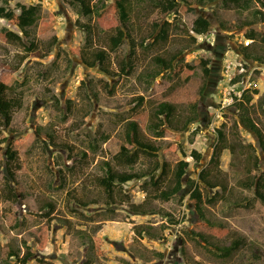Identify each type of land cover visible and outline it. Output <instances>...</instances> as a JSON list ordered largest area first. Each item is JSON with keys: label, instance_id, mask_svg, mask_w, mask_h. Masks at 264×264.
Wrapping results in <instances>:
<instances>
[{"label": "rangeland", "instance_id": "1", "mask_svg": "<svg viewBox=\"0 0 264 264\" xmlns=\"http://www.w3.org/2000/svg\"><path fill=\"white\" fill-rule=\"evenodd\" d=\"M38 1L0 0V5L19 12L17 2ZM103 1L109 4L114 0ZM40 2L39 19L27 29V37L16 25L0 17V77L11 71L14 89L23 94L22 106L14 112L9 126L13 131L10 137H26L24 142L15 145L20 165L16 179L24 196L14 204L0 199V264H20L14 257L8 261L9 244L20 245L22 251L24 245L31 246L34 255L27 264H264V205L255 196L253 188L238 183L247 174L241 146L235 153L225 149L220 156L218 168L227 177L230 192L226 193L225 199L218 196L204 206L206 217L223 228L221 231L203 228L212 240L228 244L233 237L245 239V243L227 258L191 234L197 214L188 198L189 185L184 184L183 189L169 200L150 199L147 203L150 210L139 213L131 211L123 199H115L114 204L106 205V194L96 182V178L104 173V161H111L119 146L127 144L125 122L131 118L139 121L146 139L160 146L159 158L171 167L183 156L179 149L167 148L172 142H180L187 153L185 158L190 162L185 179H197L201 168L213 166L209 160L215 133L210 130L209 123L210 113L221 100L223 60L228 56L240 57V47L245 45L240 24L251 19L254 9L264 11V6L258 0H253L248 10L223 0L194 4L196 11L185 14L182 21L190 26L202 13L213 24L211 32L197 36V43L191 44L188 33L172 27L167 42L154 44L149 37L152 22L172 18L155 9L152 0H133L129 22L138 48L132 55L135 67L128 75L120 73L121 60L130 52L128 38L124 37L114 51L109 48V36L121 26L118 13L104 12L102 8L85 16L70 0ZM93 2L99 3L98 0ZM51 14L56 17V23L43 30L41 25L49 21ZM5 31L17 33L23 41L11 39ZM88 35L90 40L86 42ZM52 37L57 40L52 42ZM141 38H145L147 44L140 45ZM30 40H35L36 46L28 51L25 47ZM248 46L253 53H261L264 61V42H251ZM81 48H85L88 57L94 48L106 49L109 53L106 63L114 75H108L98 65L88 66L79 56ZM177 48L183 49L178 60L208 57L211 72L199 96L198 119L189 123L179 140L176 132L167 125L163 126L166 129L164 135L157 139L147 127L157 102L173 98L180 112H189L188 102L197 98L198 87L203 81L199 65L188 84L181 82L180 77L166 76V73L151 80L140 78L152 65V55ZM22 56L26 57L20 62ZM245 63L254 87L259 89L252 100L250 115L264 130V97L263 105L258 102L264 95V64L256 70L248 61ZM137 95L146 99L143 105H136ZM240 120L234 107L228 106L216 119V124L219 127L225 123L224 129L231 143L256 146L255 153L261 162L255 173L264 172V154L257 146L258 138ZM196 125L200 126L198 139L191 140L190 132ZM6 134H9L7 130H0V138ZM4 147L5 143L0 141V190L8 182L19 189L16 182L7 180L3 165L5 156L1 152ZM193 148L202 153L198 161L189 157ZM150 163L147 156L141 155L134 168L146 169ZM151 189L144 178L123 185L128 199L135 203L145 198L148 201L149 195L155 192ZM68 191L83 200L97 202H91L87 207L75 204L77 210L73 213L66 195ZM208 192L203 189L206 197L214 190ZM48 200L56 203V210L52 212L56 218L49 227L45 216L48 208L42 207ZM8 208L24 217L23 224L13 230L8 227L4 214ZM169 213L182 220L174 225L168 219ZM134 225H148L153 234L139 233L134 230ZM44 242L45 246L39 249Z\"/></svg>", "mask_w": 264, "mask_h": 264}, {"label": "trees", "instance_id": "2", "mask_svg": "<svg viewBox=\"0 0 264 264\" xmlns=\"http://www.w3.org/2000/svg\"><path fill=\"white\" fill-rule=\"evenodd\" d=\"M7 2V0H3ZM41 0L36 3H20L17 2V8L19 12H14L12 9L8 8L6 5H0V17L5 18L10 24L16 25L23 34L27 37V29L34 25L40 16L41 11ZM155 9L161 11L164 15H170V19H164L162 21L152 22V31L149 37H152V42L165 43L170 37V30L172 27L180 28V30L188 33V38L191 44L197 43V35H207L211 32L213 24L210 19L204 14L199 13L192 21L189 26L182 21L185 14L191 11H196L195 5H206L209 2H214L216 0H152ZM224 2L232 3L238 5L241 9L248 10L251 8L253 0H223ZM260 4L264 6V0H258ZM71 3L77 4L79 6L80 12L85 16H91L99 9L103 8L104 12L118 13L121 26H117L115 33L109 36L110 40V51H114L122 43L123 38H128L130 45V52L121 60L120 73L130 74L135 67V62L133 60V54L138 48V42L132 35L130 24V16L133 12L132 2L133 0H114L109 4H105L103 0H98L99 3H94L93 0H70ZM103 14V13H102ZM56 23V17L50 15L49 21L43 22L41 27L43 30H48ZM85 27L89 29V25L86 24ZM241 32L245 38H252L253 42L261 41L264 42V11L261 8L254 9L252 12L251 19H245L240 24ZM191 30L194 33H191ZM11 39L15 41H23L22 37L13 31H5ZM56 37H52V42H55ZM90 40L89 35L86 38V42ZM140 45L147 44L145 38H141L139 41ZM36 46L35 40H30L29 45L25 48L31 51ZM79 52V51H78ZM183 49L177 48L173 51L166 53H156L150 57L151 66L140 75V78L152 79L156 76L166 73V76H178L180 81L183 83L192 82V74L195 71L196 66H200L202 70V83L198 87L197 98L188 102L190 111L180 112L178 103L172 99H162L157 102L153 108L152 116L147 124V127L156 136L155 138L160 139L166 129L163 128L164 125L176 132L177 140L180 139L182 131L186 130L190 122H194L199 117L198 105L199 96L202 95L207 78L211 72V67L209 65L210 59L208 57L196 56L191 61L178 60L182 54ZM240 54L244 59L254 60L259 62V64H264L262 60L263 55L261 53H253L248 45H242L240 47ZM81 60H83L88 66L98 65L99 68L106 72L108 75H114L115 72L108 68L107 61L109 60V53L103 48H94L91 51L90 56L86 55L85 48H81V53L79 52ZM26 56H22L20 62ZM242 58V59H243ZM18 65H16L17 67ZM119 75V73H117ZM12 73L11 71H6L0 77V130H7L9 134L1 135L0 141L5 143V147L1 150L2 154L5 156L3 159V165L6 172L7 180H13L18 185L15 188L11 185V182L6 183L3 190H0V199L10 201L11 203H16L20 198H23V191L19 185L16 174L17 170L20 169L18 163V151L15 148L16 144H20L26 140V137L20 136L18 138H11L13 131L10 129V123L13 118V114L16 110L20 109L23 101V94L20 91H16L13 87V81H11ZM84 82L82 81V84ZM173 88V86L171 85ZM259 92L258 88L246 89L242 97L236 100L232 106L237 111L238 115L243 121V124L250 128L258 136L257 146L264 154V130L257 124L255 119L250 115V109L252 105V99L254 95ZM264 95L259 97L258 102L263 105L262 99ZM136 105H143L145 98L142 95H137L135 98ZM212 116V113H211ZM183 117L184 119H180ZM225 123L221 124L215 129V141L212 143V155L209 160L213 166H206L201 168L198 173V178H187L185 179V174L187 172V167L190 162L185 158L187 153L181 147L179 141L172 142L167 149L176 150L179 149L182 153V158L177 160L176 163L171 167L167 161H162L159 156V145H156L152 140L146 139L142 133L141 125L136 119H128L125 122L126 140L127 144L123 143L119 146L117 152H115L111 161H104L105 170L104 173L96 178V182L99 187L104 191L107 197L106 205L111 206L115 203V199H123L122 201H127L129 208L133 212L146 213L150 210L147 203L150 199H161L169 200L172 196L178 194L184 187V184L189 185L191 189L188 192V198L190 202L194 205V210L197 214V219L193 223L191 228V234L196 236L199 240L203 241L208 247L214 248L215 251L221 257H230L232 253L240 246L245 243L244 237L237 236L233 237L228 244H221L212 240L206 233L202 230L203 228L209 230L221 231L223 228L220 223L208 219L205 215V204L212 203L218 196L221 198H226V193L230 192V187L228 184L227 177L222 172L219 167L220 156L225 149L230 150L235 153L239 147L243 148L245 154V168L247 171L246 177L240 179L238 183L243 187L253 188L255 196L260 199L264 205V172L255 173V168H260L261 159L255 153L256 146L252 143H244L243 145H237L236 143H231L228 141L225 132ZM200 131V126L196 125L191 130V140ZM51 139L50 135H47ZM86 155V153H84ZM190 154L193 156L195 161H198L202 153L197 149H192ZM141 155L147 156L151 163L146 169H135L134 165L139 161ZM117 167H125V169H117ZM212 167V168H211ZM148 176V177H147ZM145 179L148 185L152 187L151 190L155 191L149 195V199L145 198L142 202L135 203L128 199V196L123 191V185L134 179ZM203 189L214 190V193L210 197H206L203 193ZM20 194V195H19ZM67 198L70 202V209L73 213L76 212L75 204L82 207H87L91 202L96 203L97 201L83 200L82 198L76 197L73 191L66 192ZM108 206V207H109ZM43 208H48L45 213L47 218V227L49 223L56 217L52 215V212L56 210V203L54 200H48L42 204ZM111 208L110 210H113ZM4 214L7 216V224L10 229H16L20 227L23 223L24 217L18 212L11 209H6ZM183 218V217H182ZM168 219L171 220L174 225L178 224L182 219L175 218L171 213L168 215ZM67 221V220H66ZM134 230L137 229L139 233L147 232L148 234H153L150 231V226L148 225H134ZM25 250L22 251L20 245L9 244L8 250V261L14 257L20 264H27L29 258L34 255V250L31 246L24 245ZM45 246V242L40 244L38 247L42 249ZM1 248V239H0ZM41 260V259H40ZM44 263V262H43Z\"/></svg>", "mask_w": 264, "mask_h": 264}, {"label": "built area", "instance_id": "3", "mask_svg": "<svg viewBox=\"0 0 264 264\" xmlns=\"http://www.w3.org/2000/svg\"><path fill=\"white\" fill-rule=\"evenodd\" d=\"M191 32L194 33L192 30ZM252 41L253 39L247 38L245 39V44H250ZM221 82V100L217 102L218 105L216 110L212 113L209 123V128L213 133H215V129L218 127L216 119L224 114L225 109L228 106H231L236 100L240 99L246 89L254 87V81L251 79V72H248L245 62L238 57L228 56L224 58L222 64ZM194 137L195 140L198 139V133ZM189 157L193 158L191 154Z\"/></svg>", "mask_w": 264, "mask_h": 264}, {"label": "crops", "instance_id": "4", "mask_svg": "<svg viewBox=\"0 0 264 264\" xmlns=\"http://www.w3.org/2000/svg\"><path fill=\"white\" fill-rule=\"evenodd\" d=\"M238 56H241V54H240V50H239V53H238ZM242 57V56H241ZM243 58V57H242ZM244 59V58H243ZM245 61H248L249 62V64H251L252 65V67H254L256 70L258 69V68H262L263 66L261 65V64H259V62L257 63V61H254V60H249V59H244ZM263 71H261V73H262ZM253 100V99H252Z\"/></svg>", "mask_w": 264, "mask_h": 264}, {"label": "clouds", "instance_id": "5", "mask_svg": "<svg viewBox=\"0 0 264 264\" xmlns=\"http://www.w3.org/2000/svg\"><path fill=\"white\" fill-rule=\"evenodd\" d=\"M245 39H247V38H245ZM250 39H252V38H250ZM252 42H253V41H252ZM245 45H246V44H245ZM247 45H248V44H247ZM239 58H240V59H242V57H241V56H240ZM242 60L245 62V60H244V59H242ZM245 64H246V63H245ZM254 69H255V68H254ZM255 88H256V87H255ZM231 106H232V105H231ZM210 118H211V113H210ZM214 141H215V140H214ZM214 141H213V142H214ZM213 142H212V143H213Z\"/></svg>", "mask_w": 264, "mask_h": 264}, {"label": "water", "instance_id": "6", "mask_svg": "<svg viewBox=\"0 0 264 264\" xmlns=\"http://www.w3.org/2000/svg\"><path fill=\"white\" fill-rule=\"evenodd\" d=\"M241 121V123L243 124V121H242V119L240 120ZM244 125V124H243ZM245 126V125H244ZM246 127V126H245ZM250 129V128H249ZM252 131V130H251ZM253 132V134L258 138V136L256 135V133L254 132V131H252Z\"/></svg>", "mask_w": 264, "mask_h": 264}, {"label": "flooded vegetation", "instance_id": "7", "mask_svg": "<svg viewBox=\"0 0 264 264\" xmlns=\"http://www.w3.org/2000/svg\"><path fill=\"white\" fill-rule=\"evenodd\" d=\"M219 45H221V43H220V42H218V46H219ZM219 48H220V46H219ZM216 52H217V51H216ZM219 52H220V50H219Z\"/></svg>", "mask_w": 264, "mask_h": 264}]
</instances>
